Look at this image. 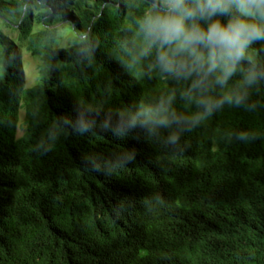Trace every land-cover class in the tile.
I'll return each instance as SVG.
<instances>
[{"label": "trees", "instance_id": "1", "mask_svg": "<svg viewBox=\"0 0 264 264\" xmlns=\"http://www.w3.org/2000/svg\"><path fill=\"white\" fill-rule=\"evenodd\" d=\"M67 7L75 17L54 26L53 11ZM148 11L149 0H0V264H15L5 250L18 264H264V108L226 105L178 145L165 143L168 130L115 132L132 105L180 87L147 74L148 59L135 62ZM20 43L41 61L28 88ZM175 107L194 110L179 96ZM242 130L259 138L236 140ZM130 153L153 162L159 191L141 190L146 166L126 167L118 188L106 181ZM130 178L144 206L171 215L141 225L138 208L125 224L134 204L120 188Z\"/></svg>", "mask_w": 264, "mask_h": 264}, {"label": "clouds", "instance_id": "2", "mask_svg": "<svg viewBox=\"0 0 264 264\" xmlns=\"http://www.w3.org/2000/svg\"><path fill=\"white\" fill-rule=\"evenodd\" d=\"M137 24L142 42L136 48L135 62L148 59L147 74L155 73L180 87L172 88L156 101L140 100L132 105L121 116L115 129L117 135L125 136L142 129L151 136L168 130L165 143L178 145L182 132L199 127L226 105L248 111L264 108V55H261L264 53V0H149V11ZM257 44L261 47H254ZM178 96L194 106V110L178 112L175 107ZM232 135L242 142L259 138L247 130ZM133 158L130 153L125 167L115 164L105 174L106 181L118 188L125 180L126 167L132 170L146 166L152 170L143 174L146 184L142 187L134 186L132 178L121 186L122 199L131 198L134 204L133 210L123 216L124 223L129 226L131 213L135 214L138 208L144 209L139 212L141 225L146 219L168 217L171 214L164 207L144 206L135 195L136 187L147 193L159 191L161 182L152 161L134 163ZM105 185L109 202L112 201L109 192L113 190L106 182ZM106 201L104 196L98 197L99 209L108 218L102 210ZM120 202L121 207L126 205ZM111 203L116 216L122 215L118 204ZM1 254L18 264L14 251L5 250Z\"/></svg>", "mask_w": 264, "mask_h": 264}, {"label": "rangeland", "instance_id": "3", "mask_svg": "<svg viewBox=\"0 0 264 264\" xmlns=\"http://www.w3.org/2000/svg\"><path fill=\"white\" fill-rule=\"evenodd\" d=\"M36 11L33 12V18L36 15ZM72 17V19L75 17L74 9L73 8H68L64 10L63 12H55L53 11L52 13V20L54 21V26L56 27H61L64 23L63 18L64 17ZM0 24H1V19H0ZM7 33H9L13 38H17V32L12 31L8 29L7 27H3ZM35 28L38 29L40 28V24L36 23ZM62 32V40L60 42V45L62 46H68L70 45L71 41V35L69 32L68 28H61ZM19 50L20 54L23 60L24 64V69H25V87H32L36 85L40 81V76H39V65L41 63L39 57L31 55L30 52L27 51L26 46L23 43L19 44ZM21 118H24V111H21ZM22 134V130H19V135Z\"/></svg>", "mask_w": 264, "mask_h": 264}]
</instances>
